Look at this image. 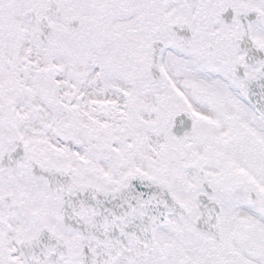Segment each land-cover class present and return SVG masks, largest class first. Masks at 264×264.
I'll list each match as a JSON object with an SVG mask.
<instances>
[{"label": "snow or ice", "instance_id": "snow-or-ice-1", "mask_svg": "<svg viewBox=\"0 0 264 264\" xmlns=\"http://www.w3.org/2000/svg\"><path fill=\"white\" fill-rule=\"evenodd\" d=\"M0 264H264V0H0Z\"/></svg>", "mask_w": 264, "mask_h": 264}]
</instances>
